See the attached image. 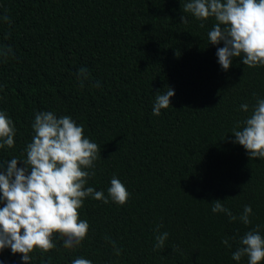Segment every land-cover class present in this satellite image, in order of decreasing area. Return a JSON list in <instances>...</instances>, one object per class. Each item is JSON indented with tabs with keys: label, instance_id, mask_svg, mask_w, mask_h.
<instances>
[{
	"label": "trees",
	"instance_id": "16d2710c",
	"mask_svg": "<svg viewBox=\"0 0 264 264\" xmlns=\"http://www.w3.org/2000/svg\"><path fill=\"white\" fill-rule=\"evenodd\" d=\"M184 2L0 0V48L12 49L0 57V111L16 128L15 146L0 149V168L26 158L36 113L70 116L99 146L86 187L109 198L84 200L79 213L90 230L80 246L65 249L56 235V248L33 252L29 264H248L232 254L246 232L259 226L264 236V159L251 160L232 133L264 99V66L234 58L224 71L223 44L208 39L215 20L185 13L183 24ZM81 67L91 77L83 87ZM167 88L175 96L157 117L156 95ZM113 177L130 193L124 206L108 197ZM217 200L235 221L212 212ZM246 205L249 225L239 219ZM157 225L169 233L161 250H154ZM0 262L24 264L10 248Z\"/></svg>",
	"mask_w": 264,
	"mask_h": 264
},
{
	"label": "clouds",
	"instance_id": "9594fccd",
	"mask_svg": "<svg viewBox=\"0 0 264 264\" xmlns=\"http://www.w3.org/2000/svg\"><path fill=\"white\" fill-rule=\"evenodd\" d=\"M182 11L183 24L189 23L185 13L201 22L215 20L208 39L212 45L223 44L217 48V56L224 71L231 68L234 58L241 59L248 68L264 66V0H185ZM3 19L11 23L8 16ZM200 27H204V23ZM11 55V47L0 48V57L7 59ZM78 79L81 87L84 81L91 79L86 67L78 70ZM174 96L171 88L158 93L153 115L158 117L161 110L168 109ZM241 109L248 113L249 105L242 104ZM32 128L34 135L26 146V158L14 157L6 167L0 168V201L3 203L0 207V252L10 248L14 255L21 256L24 264H29L31 254L37 250L48 253L55 249L56 235L62 239L65 249L80 246L90 230L87 220L80 218L79 210L84 200L92 197L109 203L102 191L86 187L89 178L95 175V162L100 152L99 146L85 137L82 125L70 116L57 118L52 112H39L35 114ZM15 135L14 122L0 111V149L13 148ZM232 135L251 160L264 159V99H257L251 114L234 127ZM21 162L24 167H18ZM108 197L124 206L130 193L113 177ZM211 210L227 215L230 221L237 219L219 200L212 203ZM251 215L252 208L246 205L239 219L249 225ZM161 227L157 225L155 229L154 250L164 249L169 238L168 232H160ZM105 239L110 240L109 237ZM110 242L119 255L115 241ZM222 243L231 247L227 239ZM176 251L178 248L173 246V252ZM242 257L248 258V264H264V236L259 226L240 238L232 259L240 261ZM72 264H92V261L76 258Z\"/></svg>",
	"mask_w": 264,
	"mask_h": 264
}]
</instances>
